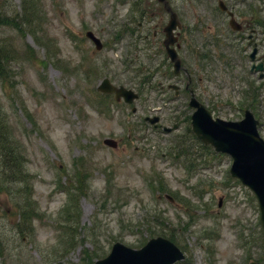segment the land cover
Wrapping results in <instances>:
<instances>
[{
    "label": "rangeland",
    "instance_id": "1",
    "mask_svg": "<svg viewBox=\"0 0 264 264\" xmlns=\"http://www.w3.org/2000/svg\"><path fill=\"white\" fill-rule=\"evenodd\" d=\"M121 1L0 0V23L11 21L0 25V264H94L116 242L139 249L157 235L185 253L179 264H264L259 207L231 178L232 159L189 137L180 148L185 126L165 135L145 121L157 115L173 126L186 109L151 87L138 91V65L146 72L164 55L136 48V29L115 36L133 27V2ZM199 1L172 3L192 23ZM151 10L153 24L168 21L156 3ZM217 49L230 65L214 58L210 77H197L213 115L236 121L252 108L264 139V87L258 107L243 105L250 62ZM164 65L154 82L165 79ZM104 78L138 101L98 91Z\"/></svg>",
    "mask_w": 264,
    "mask_h": 264
},
{
    "label": "flooded vegetation",
    "instance_id": "2",
    "mask_svg": "<svg viewBox=\"0 0 264 264\" xmlns=\"http://www.w3.org/2000/svg\"><path fill=\"white\" fill-rule=\"evenodd\" d=\"M167 1L171 12L176 14L178 20L177 29L173 34L177 37L176 45L184 70L178 77L169 76L162 82H156V87L167 97L171 96L174 103L181 102L182 105L190 98L191 91H193L196 98L203 101L207 107H215L216 102L211 96L204 97L205 89L197 81V77L201 81L210 77L208 66L212 64L213 58L223 57L217 49L218 45L228 44V48L232 43L238 47L245 45L247 58L250 52L257 48L256 63H263L264 66V21L261 6L263 0H232L229 2L224 0L228 10H221L213 5L214 1L219 3L221 0H200L197 6L199 11L196 10L193 14L192 23L182 19V14L174 7L172 0ZM133 2L137 4L132 11L133 14L127 20H131L130 23L134 19L138 20L137 31L148 49L152 45L154 53L166 54L165 29L170 21L171 12H168L164 4L159 3L158 0H133ZM155 3L162 8L168 18L167 22L153 24L155 16L151 8ZM232 18L240 24L241 27L238 30H233L229 26ZM251 74L252 76L258 75V79L262 81L259 73L251 71ZM172 84H176L179 88L171 89ZM150 85L152 86L153 83L151 82Z\"/></svg>",
    "mask_w": 264,
    "mask_h": 264
},
{
    "label": "water",
    "instance_id": "3",
    "mask_svg": "<svg viewBox=\"0 0 264 264\" xmlns=\"http://www.w3.org/2000/svg\"><path fill=\"white\" fill-rule=\"evenodd\" d=\"M175 19L173 18V21ZM172 21V22H173ZM88 36L101 48L100 41L91 33ZM175 68H180L175 52H170ZM255 58V53L252 54ZM260 68L258 67L257 70ZM100 90L116 92L117 99L121 96L125 101L132 103L138 98L132 90L124 87L115 88L108 80L100 85ZM192 105L197 108L193 115V131L206 145H212L217 152L227 153L233 158L231 175L238 178L248 186L256 195L261 210V223L264 229V141L258 133V121L250 112H246L245 118L239 122L213 119L204 106L194 99ZM151 123L157 122V118L150 119ZM106 144L116 147L112 140H106ZM185 258L184 253L173 242L163 237L151 239L141 249H132L122 243H115L110 254L94 264H174Z\"/></svg>",
    "mask_w": 264,
    "mask_h": 264
},
{
    "label": "trees",
    "instance_id": "4",
    "mask_svg": "<svg viewBox=\"0 0 264 264\" xmlns=\"http://www.w3.org/2000/svg\"><path fill=\"white\" fill-rule=\"evenodd\" d=\"M7 24H11V21L7 17H3V20L0 23V25L5 26ZM0 60L6 61L4 58L2 47H0ZM0 62H2V61H0ZM0 76L3 77L4 73H0Z\"/></svg>",
    "mask_w": 264,
    "mask_h": 264
}]
</instances>
